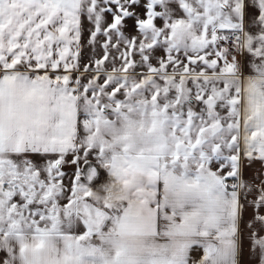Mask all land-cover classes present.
<instances>
[{
  "label": "snow or ice",
  "instance_id": "obj_1",
  "mask_svg": "<svg viewBox=\"0 0 264 264\" xmlns=\"http://www.w3.org/2000/svg\"><path fill=\"white\" fill-rule=\"evenodd\" d=\"M257 163L264 0H0V264H264Z\"/></svg>",
  "mask_w": 264,
  "mask_h": 264
},
{
  "label": "crops",
  "instance_id": "obj_2",
  "mask_svg": "<svg viewBox=\"0 0 264 264\" xmlns=\"http://www.w3.org/2000/svg\"><path fill=\"white\" fill-rule=\"evenodd\" d=\"M244 65V64H243ZM64 171L68 174V176H71L72 172L74 171V166L65 165ZM262 171L261 165L259 163L255 164L251 169H247L244 174V178L248 180L253 186H259L261 179H264V175H259ZM256 193L252 192L248 195L247 201H243L242 203H245V209L243 211L242 219L240 222V230L244 236V256L243 261L246 262L249 260L248 256V243H247V235H248V229L246 227L247 223L250 222L253 219V208L251 207V201L255 199ZM260 214L264 215V208L260 209ZM259 227V226H257Z\"/></svg>",
  "mask_w": 264,
  "mask_h": 264
},
{
  "label": "rangeland",
  "instance_id": "obj_3",
  "mask_svg": "<svg viewBox=\"0 0 264 264\" xmlns=\"http://www.w3.org/2000/svg\"><path fill=\"white\" fill-rule=\"evenodd\" d=\"M129 24H131V21H129ZM84 28L87 29L89 27L87 21L84 22ZM129 31H131V28H129ZM83 43H84V49L82 51V63L86 62L90 55H92L91 49L87 46V31L83 32ZM238 60L243 65L245 63H250L251 57L247 54L239 56Z\"/></svg>",
  "mask_w": 264,
  "mask_h": 264
}]
</instances>
